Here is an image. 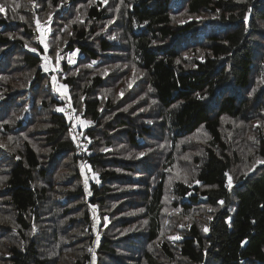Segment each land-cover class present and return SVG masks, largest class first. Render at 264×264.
I'll return each instance as SVG.
<instances>
[{
	"label": "trees",
	"instance_id": "16d2710c",
	"mask_svg": "<svg viewBox=\"0 0 264 264\" xmlns=\"http://www.w3.org/2000/svg\"><path fill=\"white\" fill-rule=\"evenodd\" d=\"M0 4V264H264V0Z\"/></svg>",
	"mask_w": 264,
	"mask_h": 264
},
{
	"label": "built area",
	"instance_id": "2783aa9c",
	"mask_svg": "<svg viewBox=\"0 0 264 264\" xmlns=\"http://www.w3.org/2000/svg\"><path fill=\"white\" fill-rule=\"evenodd\" d=\"M64 112L71 122V134L77 146V153L81 157H86L90 139L85 134L86 125L80 123L75 111L64 107Z\"/></svg>",
	"mask_w": 264,
	"mask_h": 264
},
{
	"label": "snow or ice",
	"instance_id": "6c2138e0",
	"mask_svg": "<svg viewBox=\"0 0 264 264\" xmlns=\"http://www.w3.org/2000/svg\"><path fill=\"white\" fill-rule=\"evenodd\" d=\"M105 2H106V0H105ZM121 2H123V0H121ZM17 6H18V5L13 4V11H15V7H17ZM117 10H118V9H117ZM4 11H5V5H4V4H0V13H3ZM12 18L15 19L16 16L14 15ZM19 18H20L21 20L24 19L23 16H21V17H19ZM245 18L247 19V17H245ZM37 23L39 24V21H38V20H37ZM111 38H114V37H111ZM45 48H47V44H45ZM32 51H36V49H32ZM72 62H73V61L69 60V63H72ZM178 62H179V61H178ZM91 66H92V65H88V67H91ZM45 70H47V69H45ZM61 87L66 88L67 86L64 85V86H61ZM153 103H155V101H153ZM58 111H63V109H58ZM80 123H82V124H84V125H89L91 122H90V121H87V120H82V121H80ZM258 126H262V127H264V124H260V123L258 122ZM9 139H11V137H10ZM252 139H255V137H252ZM149 151H151V149H149ZM139 155L142 157V156L145 155V153L141 152ZM185 158L187 159V157H185ZM17 159H19V157H17ZM258 163L264 164V160H259ZM94 178H95V176H94ZM184 182H185V183L188 182V181H187V178L184 179ZM85 183H87V181H85ZM97 183H99V180H98V179H97ZM196 183H200V182H199V181H196ZM232 186H233V185H232V177H231V176H228V184H227V187H228L229 189H231ZM89 194H91V193H89ZM219 203H220L221 205H223L224 202L221 200V201H219ZM93 207H95V206H93ZM209 210L211 211V209H209ZM165 211H167V209H165ZM174 211H179V210H174ZM209 219H211V217H210ZM144 223H147V221H144ZM180 227H184V225L181 224ZM203 230H204L205 232H208V231H209V229H208L207 226H205ZM162 235H163V233H162ZM97 239H99V237H97ZM169 239L177 240V239H182V237L175 236V237H169ZM244 243H246V241H245ZM90 251H91V249H90Z\"/></svg>",
	"mask_w": 264,
	"mask_h": 264
},
{
	"label": "rangeland",
	"instance_id": "374dc122",
	"mask_svg": "<svg viewBox=\"0 0 264 264\" xmlns=\"http://www.w3.org/2000/svg\"><path fill=\"white\" fill-rule=\"evenodd\" d=\"M47 28L45 27V28H42V30H41V34H40V40L42 41V42H44L45 43V41H46V36H47ZM49 67H51L52 69H54V64H53V62L52 61H50L49 60ZM59 86H60V89L62 90V93H67V89H65V88H63V87H61L62 85H60L59 84ZM63 99H64V97H62ZM79 121H80V119H79ZM83 175L86 177V172L85 171H83Z\"/></svg>",
	"mask_w": 264,
	"mask_h": 264
}]
</instances>
